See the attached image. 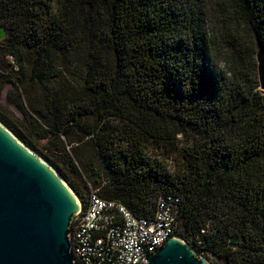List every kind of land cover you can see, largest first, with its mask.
I'll return each mask as SVG.
<instances>
[{
    "label": "trees",
    "instance_id": "16d2710c",
    "mask_svg": "<svg viewBox=\"0 0 264 264\" xmlns=\"http://www.w3.org/2000/svg\"><path fill=\"white\" fill-rule=\"evenodd\" d=\"M0 24L23 117L0 120L83 207L97 188L152 217L176 195L200 257L264 264V0H0Z\"/></svg>",
    "mask_w": 264,
    "mask_h": 264
},
{
    "label": "water",
    "instance_id": "95a60500",
    "mask_svg": "<svg viewBox=\"0 0 264 264\" xmlns=\"http://www.w3.org/2000/svg\"><path fill=\"white\" fill-rule=\"evenodd\" d=\"M7 35L0 24V41ZM257 61L264 91L263 48ZM81 204L61 174L0 120V264H77L70 233ZM144 259V264H210L178 237Z\"/></svg>",
    "mask_w": 264,
    "mask_h": 264
},
{
    "label": "built area",
    "instance_id": "2783aa9c",
    "mask_svg": "<svg viewBox=\"0 0 264 264\" xmlns=\"http://www.w3.org/2000/svg\"><path fill=\"white\" fill-rule=\"evenodd\" d=\"M181 198L160 195L152 217L137 216L124 204L92 188L71 222V251L77 264H144L147 255L178 232ZM179 238V237H178ZM181 239V238H180ZM185 242L183 239H181Z\"/></svg>",
    "mask_w": 264,
    "mask_h": 264
},
{
    "label": "rangeland",
    "instance_id": "374dc122",
    "mask_svg": "<svg viewBox=\"0 0 264 264\" xmlns=\"http://www.w3.org/2000/svg\"><path fill=\"white\" fill-rule=\"evenodd\" d=\"M261 49H262V46L260 44L259 37L258 35H256L255 36V57L254 59L256 63L257 72H258L257 52ZM7 58L9 60H12L11 56H8ZM222 67L224 70L226 71L228 70V65H226L225 62L222 63ZM11 89H12V86L7 85L4 88V90L0 92V113L10 118L13 122L18 123L20 120H22L23 117H22L21 111L8 98V91ZM170 162H173V161L170 160Z\"/></svg>",
    "mask_w": 264,
    "mask_h": 264
}]
</instances>
